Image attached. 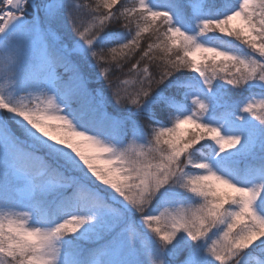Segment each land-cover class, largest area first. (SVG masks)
Instances as JSON below:
<instances>
[{
    "label": "snow or ice",
    "instance_id": "snow-or-ice-1",
    "mask_svg": "<svg viewBox=\"0 0 264 264\" xmlns=\"http://www.w3.org/2000/svg\"><path fill=\"white\" fill-rule=\"evenodd\" d=\"M0 264H264V0H0Z\"/></svg>",
    "mask_w": 264,
    "mask_h": 264
},
{
    "label": "trees",
    "instance_id": "trees-1",
    "mask_svg": "<svg viewBox=\"0 0 264 264\" xmlns=\"http://www.w3.org/2000/svg\"><path fill=\"white\" fill-rule=\"evenodd\" d=\"M81 2H83V0H81ZM89 2H92V0H89ZM109 111H112V109H111V108H109Z\"/></svg>",
    "mask_w": 264,
    "mask_h": 264
}]
</instances>
